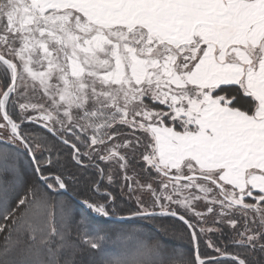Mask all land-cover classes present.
Instances as JSON below:
<instances>
[{"label": "snow or ice", "instance_id": "1", "mask_svg": "<svg viewBox=\"0 0 264 264\" xmlns=\"http://www.w3.org/2000/svg\"><path fill=\"white\" fill-rule=\"evenodd\" d=\"M0 80V264L264 255V0H0ZM160 217L187 251L126 226Z\"/></svg>", "mask_w": 264, "mask_h": 264}, {"label": "trees", "instance_id": "2", "mask_svg": "<svg viewBox=\"0 0 264 264\" xmlns=\"http://www.w3.org/2000/svg\"><path fill=\"white\" fill-rule=\"evenodd\" d=\"M33 125L34 126H32L31 124H25L24 128H23V132H25L24 131L25 129L27 130L28 126L31 127V128L38 127L41 130H43V132L46 135L45 137L44 136H40V135H36V136L45 138V143H44L45 147H54L56 149H60L61 150L59 152L60 157L62 158V160L68 161L66 174H67V172H71L73 174H76V172H77L76 169L77 168L74 166L73 163L70 162V157H68V155H67V150L60 143V141L57 138H55L52 134L48 133L47 131H45L44 129L39 127L38 125H36V124H33ZM0 147H3V144H0ZM56 154L57 153H53V155H56ZM45 156H47V152H45ZM22 165H23V161H22ZM140 166L141 167L143 166L142 163H140ZM29 171H30V169H29ZM61 198H67L69 200V202H70V199H71V200H73L76 203L78 208H81V210H80L81 213L80 214L75 209L76 216L78 215L77 217H81V216H85L87 218L91 217L90 221L92 223H94V224L102 219L100 217H95V214H93L91 212L86 213V211H85V213H84L83 209H82L84 207V205L82 203H78L76 201V199H79V200L83 201L84 199H88V198H93V199L97 198V197L94 196V194L91 191L87 190V188L85 187L83 182H82V184L80 186H78L77 184H69L67 192L64 193V196L61 197ZM250 201H252V200L251 199H246V202L251 203ZM70 203H72V202H70ZM71 205H74V204L72 203ZM136 221H137L138 224H144V225H139V226H141V228H144V229L148 228V230H147L148 233L150 231L149 229L151 228L152 236H154L153 238L162 237V231L161 232L159 231V227H160V228H163L166 232H175V233L182 234V237L185 239V241L187 243V249H189L191 247V245L189 243V234H188L186 226L183 225V223L180 222L176 218H173V217H160V218H157L155 220H149V221H152V225L149 222H139V219L138 220L135 219L134 222H136ZM149 235H151V234L149 233ZM168 242L169 243H167V244H170L171 246L172 245L174 246V244L171 243V241H168ZM220 244H221V242H220ZM236 250H238V249H236ZM230 253H232V252H230ZM249 258L253 261V264H263V262H264V260H263L264 259V255H261L259 253H252ZM220 264H231V261L227 257L226 258H222L221 261H220Z\"/></svg>", "mask_w": 264, "mask_h": 264}, {"label": "rangeland", "instance_id": "3", "mask_svg": "<svg viewBox=\"0 0 264 264\" xmlns=\"http://www.w3.org/2000/svg\"><path fill=\"white\" fill-rule=\"evenodd\" d=\"M0 83H2V80H0ZM32 126H34L33 124H31ZM32 129V130H31ZM31 130V131H30ZM25 132L24 133H26V134H30V135H32V136H36V135H40V136H46L45 135V133L43 132V130H41L40 128H38V127H33V128H31V127H27V130L25 129L24 130ZM137 135H140L139 133H137ZM0 144H2V143H0ZM6 146L3 144V147H0V149H2V148H5ZM20 148H21V153H22V146H20ZM137 160H139V156H137ZM22 161H23V165H25V160H24V157H23V154H21V164H22ZM142 163V162H141ZM101 167H104V165H103V163H101ZM76 175H79V172H80V170L79 169H76ZM129 175H132V173L131 172H129L128 173ZM85 175H88V173H85ZM121 176H122V173L120 174ZM118 179H119V177H117ZM122 182V181H121ZM82 184V182L81 183H77V185L78 186H80ZM119 189V185H117V190ZM70 202H72L74 205H72V207L74 208V210L76 209L78 212H79V214L81 213L80 212V210H81V208H78L77 207V205H76V203L73 201V200H71L70 199ZM250 202H253V201H250ZM71 203V204H72ZM79 205V204H78ZM83 209V212L85 213V211H86V213H89L90 211H88V209H86V208H82ZM201 210H203V209H201ZM78 216V215H77ZM76 216V217H77ZM95 217H97V216H95ZM80 217H77V219H79ZM89 220H91V217L90 218H88ZM139 219V222H149L151 225H152V221H149V220H143V219H140V218H136V220H138ZM139 225H144V224H138L137 223V221L136 222H134V223H132V224H130V225H126V226H130V227H134V228H136V230H138V231H140V232H142L143 233V235H144V238L145 239H149V238H153L154 236H152V231H151V228L149 229L150 231H149V233L151 234V235H149V233H148V228H141V226H139ZM208 227H211L212 225L211 224H209V225H207ZM74 227H75V225H74ZM159 231L161 232L162 231V237H163V239H164V241H165V243L167 244V243H169L168 241H171V243H173L174 244V246H177V247H181V248H183L185 251H187L188 249H187V243H186V241H185V239L182 237V234H180V233H175V232H166L163 228H160L159 227ZM164 232V233H163ZM160 238V237H159ZM207 238H210V239H212V240H216V241H219V242H221V244H220V246L221 247H223L224 246V244L226 243V241H225V238L223 237V236H221L220 235V233L219 232H216L215 234H210ZM169 246H171L170 244H168ZM173 246V245H172ZM109 249H112L113 248V246L112 245H108L107 246ZM237 248H235L234 246H230L229 248H228V251H230V252H235V251H237L236 250ZM202 250H203V246H202ZM242 251V250H241ZM213 255H215V253H213ZM264 260V259H263ZM263 264H264V262H263Z\"/></svg>", "mask_w": 264, "mask_h": 264}, {"label": "water", "instance_id": "4", "mask_svg": "<svg viewBox=\"0 0 264 264\" xmlns=\"http://www.w3.org/2000/svg\"><path fill=\"white\" fill-rule=\"evenodd\" d=\"M36 125H38V124H36ZM39 126V125H38ZM40 127V126H39ZM46 131V130H45ZM77 202H79V203H82L81 201H79V200H77Z\"/></svg>", "mask_w": 264, "mask_h": 264}, {"label": "bare ground", "instance_id": "5", "mask_svg": "<svg viewBox=\"0 0 264 264\" xmlns=\"http://www.w3.org/2000/svg\"><path fill=\"white\" fill-rule=\"evenodd\" d=\"M77 200H79V199H76V201H77ZM79 201H81V202H82V200H79ZM78 203H79V202H78Z\"/></svg>", "mask_w": 264, "mask_h": 264}]
</instances>
